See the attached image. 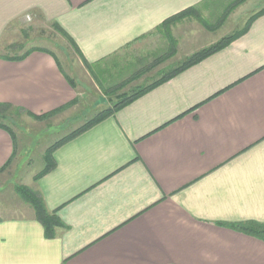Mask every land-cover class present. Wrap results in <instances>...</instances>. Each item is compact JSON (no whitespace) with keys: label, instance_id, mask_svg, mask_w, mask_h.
I'll return each mask as SVG.
<instances>
[{"label":"crops","instance_id":"obj_1","mask_svg":"<svg viewBox=\"0 0 264 264\" xmlns=\"http://www.w3.org/2000/svg\"><path fill=\"white\" fill-rule=\"evenodd\" d=\"M206 1L0 0V104L43 116L78 99L52 55L8 59L22 26L59 27L101 65ZM17 149L0 128V171ZM16 157L0 173L1 191ZM54 161L22 185L63 226L47 237L34 209L12 197L0 209V264H264L263 241L220 226L264 224V15L60 147Z\"/></svg>","mask_w":264,"mask_h":264},{"label":"rangeland","instance_id":"obj_2","mask_svg":"<svg viewBox=\"0 0 264 264\" xmlns=\"http://www.w3.org/2000/svg\"><path fill=\"white\" fill-rule=\"evenodd\" d=\"M193 8L196 11L192 16L180 18L167 27L162 24L101 65L90 64L75 52L61 33L43 22L28 23L18 30L11 46L23 44L26 49L43 48L54 52L66 74L76 81L78 102L67 109V114H63L65 110L54 118L37 121L22 115L15 124L8 123L18 139L17 157L11 168L16 179L10 178L12 181L7 187L0 189V209L8 210L6 206L12 197L22 201L17 194L10 195L6 191L28 184L30 181L26 180L30 176L45 168L44 154L49 147L111 107L121 93L130 94L153 83L181 66L190 57L186 55L202 51L241 31L251 17L264 11V0H207ZM168 67L171 68L167 73H160ZM120 86L125 87L113 92ZM23 177L24 183L18 179Z\"/></svg>","mask_w":264,"mask_h":264},{"label":"trees","instance_id":"obj_3","mask_svg":"<svg viewBox=\"0 0 264 264\" xmlns=\"http://www.w3.org/2000/svg\"><path fill=\"white\" fill-rule=\"evenodd\" d=\"M195 11H196V9L191 8V9H188V10H186V11H184L178 15H175L174 17H171L170 19L166 20L163 23L162 27H167V26H169V24H171L172 22H174L180 18L190 17L194 14ZM263 15H264V11H261L257 15L251 17L249 19V21L247 22L244 29H242L241 31H239L236 34L224 37L219 42H217L215 45H212L206 49H203L202 51H199V52L193 54L192 56L187 58V60L181 66H179L175 70L167 73L166 75L162 76L160 79L155 80L153 83H151L147 86H142V87L136 89L134 92H131L130 94L121 93L120 95H118L115 103L111 107L97 113L92 119L87 121L86 124H84L82 127L77 129L76 131L72 132L68 136L64 137L63 139L57 141L54 145H52L51 147H49L47 149V151L44 154V161H45L46 166L35 177V180L36 181L39 180L41 177L45 176L46 174H48L49 172H51L55 168L56 164L54 161V153L60 147H62L63 145H65L69 141L73 140L74 138L78 137L79 135L83 134L84 132H86L90 128H92V127L100 124L101 122L105 121L106 119L112 117L118 111H120L121 109H123L127 105L133 103L135 100H137L139 97H141L145 93L151 91L152 89L156 88L157 86L161 85L162 83L169 81L170 79L174 78L175 76H177L181 72L185 71L186 69L190 68L191 66H194V65L202 62L204 59L212 56L213 54L227 48L240 35H242L244 32H246L250 28V26L253 24V22H255L259 17H261ZM54 29H55V31H58L59 33H61L68 40V42L71 44V46L73 47V49L75 50V52L78 55H80L82 58H84L83 55L81 54L79 48L77 47V45L74 43V41L68 35H66L63 31H61L59 27L54 26ZM10 50H11L10 54L14 55V56L8 57V59L12 60V61H22V60L26 59L30 54H32L35 51H41V52H45V53L52 55L54 57V59L56 60L57 64L60 66L62 73L65 75V77H66L67 81L69 82V84L71 85V87L76 89V83H75L76 81L74 79H72L71 77H69L65 73L59 58L56 56V54L54 52L49 51L47 49H43V48L26 49V46L23 44L17 45V46H10ZM16 51L18 53H16ZM20 53H22V55L19 56L18 54H20ZM85 64L87 66H89L88 63L85 62ZM124 87L125 86H120L119 88L114 89L113 92L117 93L121 88H124ZM77 102L78 101L75 100L70 105H68V106H66V107H64V108H62L56 112L50 113L48 115H43V116H35V115L29 113L28 111H25L24 109H22L20 107H15L13 105L0 104V128L5 130L6 132H8L11 135L12 140L14 142V146L17 149V140H18L17 135H16L17 133L14 131V129L9 124H15L16 119H18L22 115H27V116H29V117L33 118L34 120H37V121H42L45 118L49 119L50 117H53L54 115H56L62 111H65L68 108L74 106ZM16 155H17V152L14 151L12 159L0 171V173L3 172L5 169H7L11 165V163H12V161ZM15 192L22 199V201L24 203L30 205L34 209L37 219L42 223V225L45 228L47 237H53L54 233H55V229L58 227H62L63 224H62V221L55 214H50L48 212L41 193L33 190L30 187L24 186V185L16 186ZM220 226L231 229L233 231H236V232H239L242 234H245V235H248V236H251V237H254V238L264 242V224H260V223L255 222V221H250V222L236 223V224H220Z\"/></svg>","mask_w":264,"mask_h":264},{"label":"built area","instance_id":"obj_4","mask_svg":"<svg viewBox=\"0 0 264 264\" xmlns=\"http://www.w3.org/2000/svg\"><path fill=\"white\" fill-rule=\"evenodd\" d=\"M28 20H30V18L28 17Z\"/></svg>","mask_w":264,"mask_h":264}]
</instances>
